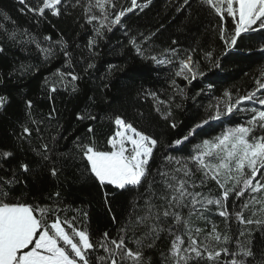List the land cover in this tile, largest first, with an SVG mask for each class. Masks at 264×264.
<instances>
[{
    "label": "snow or ice",
    "instance_id": "1",
    "mask_svg": "<svg viewBox=\"0 0 264 264\" xmlns=\"http://www.w3.org/2000/svg\"><path fill=\"white\" fill-rule=\"evenodd\" d=\"M15 3L30 25L71 17L79 31L69 43L62 33H37L3 13L0 20L13 27L0 22V54L8 45L38 58V64L13 66L7 79H27L40 64L59 60L61 66L43 78L41 93L50 101L61 91L79 93L80 82L98 70L109 35L122 32L123 47L158 74L166 70L163 91L141 85L134 99L151 101L164 125L179 134L167 140L108 113L103 119L113 130L101 146L90 123L98 121L92 106L109 100L93 95L75 115L86 125L83 133L65 148L71 133L54 104L44 113L22 97L21 115L8 132L11 144L0 145V264H264V63L254 72L241 70L248 87L233 85L217 94L213 82L193 86L213 69L223 71L225 58L241 63L259 53L264 60V0H168L183 25L202 19L216 43L182 48L171 39L158 51L154 37L160 28L134 31L126 19L153 0ZM256 34L262 42H253ZM127 72V63L106 62L101 91ZM5 79L0 76V84ZM10 104L0 94V115ZM189 104L195 111L186 123L178 116ZM69 169L99 190L114 232H94L89 212L68 203L59 188L31 200L17 193L31 176L47 172L58 181ZM122 195L128 196L127 209L118 218L112 204Z\"/></svg>",
    "mask_w": 264,
    "mask_h": 264
},
{
    "label": "trees",
    "instance_id": "2",
    "mask_svg": "<svg viewBox=\"0 0 264 264\" xmlns=\"http://www.w3.org/2000/svg\"><path fill=\"white\" fill-rule=\"evenodd\" d=\"M167 5L168 0H153V3L144 12H137L135 15L130 14V18H126L129 27L134 31L139 30L146 33L160 28L157 36L154 37L157 51L162 47H166L171 39H177L182 48L192 46L196 41H199L200 47L204 48L216 43L211 31L208 30L202 19L190 26H185L182 24V18L174 14ZM17 8L18 5L15 0H0V15L7 13L19 25L31 27L37 33L51 34L53 37L58 33H62L64 38L71 43L79 31L78 26L71 17L52 18L51 23L45 22L39 27L30 25L28 19L20 15ZM174 16L175 18H173ZM0 22L7 23L9 28L13 27L10 22L3 20H0ZM125 41L126 37L123 36L122 32L110 34L108 43L103 45L100 50L101 55L97 60L98 70L93 73L92 78L86 77L80 82L79 93L69 94L61 91L55 94L54 101L44 97L41 93L40 85L45 76L61 66V62L56 60L48 66L40 64L39 72L27 79H19L18 77L7 79L13 66L19 65L21 62L38 64V58L34 52L26 54L19 48L4 45L7 48V52L0 54V76L6 79L5 83L0 84V94L8 95L11 99V104L7 109V114L0 115V145L11 144V137L8 132L14 126L13 122L21 115L22 97L25 96L35 101L36 110L47 113L53 104L59 110L60 121L64 129L66 132L71 133L69 135V143L64 144L65 148L70 147L73 135L83 133L86 125L78 123L75 120V115L85 108L89 103L88 97L93 95L98 100L102 95H106L109 100V103L100 101L92 106L93 111L98 115V121L90 123L93 124L96 130V139L101 143V146H103L104 139L113 130V125L108 120L103 119L108 113L124 115L146 132L155 134L157 137H163L167 140L175 138L179 134V129L177 131L168 129L159 118V115L153 110L151 101L145 103L134 99L141 85L163 91L167 87L165 84L166 70L160 69L159 74L153 71L150 65L144 64L128 48L122 46ZM80 42L83 43L82 37ZM253 42H262L259 34H256ZM106 62L127 63L128 72L117 73L110 81L111 87L102 92L99 86L103 82L99 77L103 75ZM258 63H264V60L260 59L259 53L254 54L253 61L241 63L225 58L223 71L213 69L203 81H195L193 86L198 89L203 84L213 82L216 85L214 91L217 94L224 88L232 87L233 85L240 88L248 87L251 81L243 75L241 70L254 72ZM136 110L143 112L142 118L136 115ZM194 111L195 109L189 104V111L180 113L178 118L187 123L193 116ZM212 128H216V125L213 124ZM205 131H211V129H206ZM188 150V148L184 149L185 152ZM159 151L163 153L165 149L161 147ZM57 188H59L68 203L74 207H83L84 210L89 212L90 227L94 232L115 231L99 190L90 182L80 179L78 174H74L71 169L61 175L58 181L50 177L47 172L31 176L27 180V187L18 186L17 193L23 194L27 199L31 200L45 196L57 190ZM127 201V195L119 196L113 200L112 206L118 218L125 213ZM220 226L223 227V224ZM260 239L257 233V242Z\"/></svg>",
    "mask_w": 264,
    "mask_h": 264
}]
</instances>
